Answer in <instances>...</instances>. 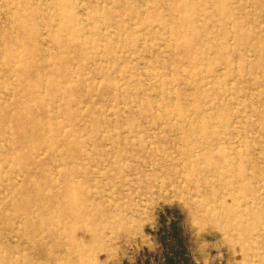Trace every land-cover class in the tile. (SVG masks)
<instances>
[{"label": "rangeland", "instance_id": "1", "mask_svg": "<svg viewBox=\"0 0 264 264\" xmlns=\"http://www.w3.org/2000/svg\"><path fill=\"white\" fill-rule=\"evenodd\" d=\"M187 7L204 6L0 0V264H54L35 254L24 220L52 213L49 197L67 181L88 207L63 226L61 264H264V0L239 10L255 48L243 46L246 59L235 58L231 71L215 64L233 118L214 155L223 162L219 151L231 146L257 158L235 178L247 189L214 172L183 174L177 137L194 116L195 84L207 80L206 64L177 61V43L192 36ZM227 204L233 213L258 212L247 253L236 247L235 224L205 211ZM30 229L50 244L57 226Z\"/></svg>", "mask_w": 264, "mask_h": 264}, {"label": "bare ground", "instance_id": "2", "mask_svg": "<svg viewBox=\"0 0 264 264\" xmlns=\"http://www.w3.org/2000/svg\"><path fill=\"white\" fill-rule=\"evenodd\" d=\"M147 1L145 0V2ZM192 2L194 5L201 4L204 7H190L189 9L187 7L189 16L187 22H193V25L190 26L187 31L191 32L192 36L187 37L183 42H178L175 47V52L176 56L179 58L177 60L179 62H186L191 66L203 63L206 64L205 68H207V70L205 72V77L207 80L205 82L203 81V83L198 81L195 84L194 94L196 97V105H194L193 109L194 116L188 119V123L183 127L184 129H182V127L180 128L179 134L181 135L178 134L177 137V139L182 141L185 145L183 149L186 152V159L184 161L183 169L185 172H183V174L192 180H200L209 177L207 176L209 172H214V176L220 178L219 180L231 186H240L243 189H247L246 184L243 185V182H238L235 178H242L246 175L245 160L251 164H255L257 158H255L254 155H246L243 150L231 146L230 148H223L219 151V155L222 157L223 162L220 163L214 155V152L217 151H214L216 148L215 145H219L221 140H223L224 134L230 130L233 118L231 116L232 109L228 104L229 102L225 103L221 99L223 74L215 67V64L223 62L228 65L231 71V67L236 63L234 61L235 58L246 59L245 56L241 55L243 46L255 48L254 45H248L254 39V36L249 30L243 27L242 16L239 15V10L242 9L247 0H192ZM188 5L189 4H187V6ZM231 40H233L232 43L230 42ZM245 48L247 49V47ZM247 70L251 72V68ZM203 99H208L205 100L209 101L208 107L200 104ZM24 114L26 119L32 117V111H26ZM186 120L187 119H184V122ZM36 126L38 129H41L44 127V124L38 122ZM178 144L180 143H177V145ZM197 146H202V148H205V151H196L195 149ZM207 155L210 157L208 163L205 161ZM204 184L205 183H198V187L202 188ZM209 186L208 184V187ZM76 189L77 187L73 181H67L63 188L52 191L49 197V200L55 207L52 213L48 215L41 214L38 219L34 218L32 213H30L27 214L24 220V225L27 227L26 231H28L27 242L31 244L32 249L35 250V254L45 257L47 261L54 260V264H61L59 257L66 248L64 241L60 238V234L63 233L64 224H69V226L74 225L78 221V218L87 212L86 209L88 206L85 205V199H82V201L80 200L79 195L75 192ZM203 189L205 188L203 187ZM232 208V206H228L227 204L215 208H206L205 211L208 217L214 222L218 220L221 221V219L224 218L227 223L225 226L230 227L231 223L235 224L234 228L241 231L242 234L239 242L240 246L237 244L236 247L247 253L248 249H251V243L256 241L252 239L251 236L259 218L258 212L253 210L249 212L238 211L237 213H233ZM68 218L73 220L65 221ZM47 221L57 226V231L55 233L51 232L48 235V237L52 239L50 244L45 239L40 238L38 233H34L30 229L32 225L38 222L44 223ZM255 222L256 224H254ZM5 225L11 227L12 224L5 223ZM65 228H67V226H65ZM16 233L19 235L20 232ZM63 234H65V232ZM36 235H39V237H36ZM227 240H229L228 237ZM22 244L23 239L19 242V245ZM3 264H13V260L10 259V263L5 262Z\"/></svg>", "mask_w": 264, "mask_h": 264}]
</instances>
